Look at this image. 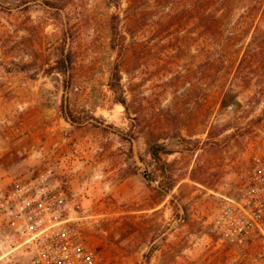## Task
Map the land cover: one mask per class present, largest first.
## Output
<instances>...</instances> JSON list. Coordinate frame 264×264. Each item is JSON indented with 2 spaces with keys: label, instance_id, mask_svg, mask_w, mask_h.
Masks as SVG:
<instances>
[{
  "label": "rangeland",
  "instance_id": "obj_1",
  "mask_svg": "<svg viewBox=\"0 0 264 264\" xmlns=\"http://www.w3.org/2000/svg\"><path fill=\"white\" fill-rule=\"evenodd\" d=\"M126 6L0 0V185L50 169L81 201L75 224L98 264H253L210 219L264 160V95L233 77L242 47L207 66L196 21L167 30L162 7L146 13L121 58L110 18ZM63 45L68 75L54 69ZM117 61L128 110L109 87ZM252 72L264 76V65ZM153 142L171 151L165 170L148 152ZM0 264H30L29 255L0 252Z\"/></svg>",
  "mask_w": 264,
  "mask_h": 264
},
{
  "label": "built area",
  "instance_id": "obj_2",
  "mask_svg": "<svg viewBox=\"0 0 264 264\" xmlns=\"http://www.w3.org/2000/svg\"><path fill=\"white\" fill-rule=\"evenodd\" d=\"M222 196L210 219L219 240L264 264V160ZM81 201L48 169L0 185V252L22 249L30 264H98L97 250L79 233Z\"/></svg>",
  "mask_w": 264,
  "mask_h": 264
},
{
  "label": "trees",
  "instance_id": "obj_3",
  "mask_svg": "<svg viewBox=\"0 0 264 264\" xmlns=\"http://www.w3.org/2000/svg\"><path fill=\"white\" fill-rule=\"evenodd\" d=\"M110 1L117 7L123 3V0ZM125 2L127 6L123 17L117 13L110 18V46L121 58L140 41V28L146 13L160 14V8L163 7L166 9L161 12L160 17L166 22L167 30L177 25L178 18L196 21L193 25L196 43L203 54L202 62L207 66L216 65L221 59L226 61L227 53L239 44L242 51L234 66L233 77L242 80L251 88L254 96L264 95V76L252 72V69L264 65V0H125ZM149 3H153V11L147 10L143 13L145 11L143 7ZM243 36L248 39L245 45ZM169 39L172 41V36ZM173 43L171 48L175 47ZM59 53L54 69L68 75L72 67L70 52L65 51L63 45ZM121 79V63L117 61L111 68L109 87L119 95L117 101L128 110V100L124 95ZM148 152L159 168L165 170L166 162L162 156L170 154L171 151L162 143L153 142L149 144Z\"/></svg>",
  "mask_w": 264,
  "mask_h": 264
}]
</instances>
